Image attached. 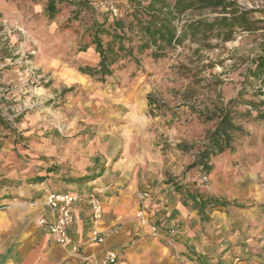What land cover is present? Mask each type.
<instances>
[{
    "label": "rangeland",
    "instance_id": "374dc122",
    "mask_svg": "<svg viewBox=\"0 0 264 264\" xmlns=\"http://www.w3.org/2000/svg\"><path fill=\"white\" fill-rule=\"evenodd\" d=\"M79 1L51 17L48 0H0V113L12 129L1 126L0 197L99 168L110 187L94 197L139 205L146 234L134 264H264V117L236 119L244 133L211 157L210 173L192 166L232 100L239 113L257 115L247 101L264 110L263 75L250 72L264 54V0H234L253 11L252 31L187 40L159 61L144 55L106 82L79 71L100 60L79 48L94 20L124 17L128 2ZM209 196L226 203L202 208Z\"/></svg>",
    "mask_w": 264,
    "mask_h": 264
},
{
    "label": "trees",
    "instance_id": "16d2710c",
    "mask_svg": "<svg viewBox=\"0 0 264 264\" xmlns=\"http://www.w3.org/2000/svg\"><path fill=\"white\" fill-rule=\"evenodd\" d=\"M66 1L68 0H48L46 7L48 14L54 17ZM127 2L128 11L124 17L114 16L112 21L104 19L103 22L94 20L90 25V39L80 46L79 51L94 48L100 60L95 66H80L81 73L106 82L118 71L125 70L133 64L140 66L144 55L159 61L167 56L170 49L187 40H208L215 37L230 41L235 28L252 31L258 22L250 19L252 10L239 7L234 0H127ZM78 5L83 9L89 7L86 0H80ZM196 12L198 14H195ZM205 12L215 15L208 17L204 15ZM253 62L256 70L250 72L255 77L263 75L261 82L264 87V54L258 55ZM260 94H264L262 89ZM148 98L151 107L161 108L151 96ZM240 102L238 99L232 100L229 106L222 108L215 116L216 127L209 134L208 142L203 145L193 167L202 166L206 173H210L211 157L232 150L236 136L244 133L242 125H239L236 119L243 116L250 119L264 117V110L262 111L259 103L255 101L247 103L255 108L257 115L253 116L249 111L236 112L234 106ZM213 118L207 117L208 120ZM1 126L12 130L2 113L0 138ZM86 178L87 176H82L73 180L83 182ZM39 180L43 179L36 177L29 183ZM191 198L194 199L193 196ZM225 203L226 201L214 196L199 202L202 208L210 205L213 209Z\"/></svg>",
    "mask_w": 264,
    "mask_h": 264
},
{
    "label": "crops",
    "instance_id": "0c3cea01",
    "mask_svg": "<svg viewBox=\"0 0 264 264\" xmlns=\"http://www.w3.org/2000/svg\"><path fill=\"white\" fill-rule=\"evenodd\" d=\"M84 172L86 173L82 175L89 177L83 182L70 180L51 189L48 185L51 181H36L30 186L22 187L26 190L25 193L17 191V198L0 197V264H93L111 250L119 254L116 264H134L143 241L138 236L146 234V228L141 226L138 216L139 205L133 199L127 200L123 196H120V201L114 199V196H105L102 200L103 219L95 225L86 200L96 195L101 196L100 194L109 190L106 188L110 184L99 168ZM125 172L128 171L123 172L124 177ZM51 190L79 195L74 205L75 220L70 227L73 245L69 247L58 244L50 233L38 225L41 216L49 219L53 217L51 209L45 205L46 193ZM95 226L106 236L103 243L92 240ZM116 226H120L118 233L112 232Z\"/></svg>",
    "mask_w": 264,
    "mask_h": 264
},
{
    "label": "built area",
    "instance_id": "2783aa9c",
    "mask_svg": "<svg viewBox=\"0 0 264 264\" xmlns=\"http://www.w3.org/2000/svg\"><path fill=\"white\" fill-rule=\"evenodd\" d=\"M147 196V192L140 194L141 198H145ZM78 199L79 195L74 192H50L45 197V205L51 209L53 217L49 219L46 216H41L38 219V225L50 233L54 240L64 247L73 245L70 227L75 220L74 205ZM86 203L92 214L94 223L97 225L103 219L104 204L100 199L94 196L89 197L86 200ZM112 232H119V228L115 227L112 229ZM105 239V234L95 226L92 231V240L97 243H103ZM74 250H77L76 246L74 247ZM118 259V252L111 250L106 252L99 260H95L93 264H116Z\"/></svg>",
    "mask_w": 264,
    "mask_h": 264
}]
</instances>
